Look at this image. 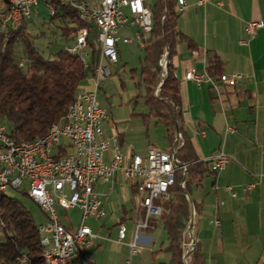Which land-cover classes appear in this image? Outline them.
I'll return each instance as SVG.
<instances>
[{"label": "built area", "instance_id": "built-area-1", "mask_svg": "<svg viewBox=\"0 0 264 264\" xmlns=\"http://www.w3.org/2000/svg\"><path fill=\"white\" fill-rule=\"evenodd\" d=\"M174 1L178 13H184L186 1ZM213 3L216 0H200L199 6L206 7ZM41 4L50 17L55 16L56 5L67 6L78 13L80 21L96 26L101 51L98 64L93 69L94 74L89 79L93 89L78 92L74 105L68 109L64 127L53 126L50 138L17 144L10 138L7 127L0 124V189L13 195H27L41 210L45 222L39 226V232H42L48 244L50 264H89L87 255L97 238L87 222L107 218L103 195L97 191V187H109L112 194L118 177H122L124 182L134 185L139 199L129 244L130 258L133 259L145 248L141 244L142 232L152 230L153 223L161 219L163 210L159 202L170 200L169 192L175 185L176 174L186 176L188 169L176 158L182 141L180 135L176 136L171 152L152 148L146 156L137 155L127 160L119 139L109 138L102 130V125L109 121V113L102 108L99 93L112 78V68L119 63L120 47L136 45L144 48V39L153 31L149 0H97L94 4L79 0H14V8H7L0 1V37L19 31L22 27L20 13H27L30 20ZM217 6L222 8L223 4L217 3ZM263 30L262 23L250 22L245 27V34L253 41ZM88 35L87 29H81L75 43L65 47L64 51L70 55L81 54V62L90 69L87 62ZM240 45L248 47L249 42ZM165 65L166 61L162 67ZM184 78L198 87L204 82L215 85L208 76L192 71L187 72ZM246 79L243 75H224L219 83L223 87L235 88ZM155 96L162 99L160 88ZM227 133L235 134V131L228 129ZM43 152H51L49 165H42ZM230 162L229 156L219 152L205 163L212 173L219 175ZM254 189L255 185H250L244 191L250 193ZM225 191L232 199L237 198L231 187L225 188ZM76 210L81 215L79 227L71 229L62 224L60 213L67 215ZM194 217L193 209L182 245L184 264H192L196 251L195 242L189 241L194 229ZM213 225L220 227L218 221H214ZM0 234L6 238L1 229ZM117 237L121 245L127 241L128 229L125 225H119Z\"/></svg>", "mask_w": 264, "mask_h": 264}, {"label": "trees", "instance_id": "trees-1", "mask_svg": "<svg viewBox=\"0 0 264 264\" xmlns=\"http://www.w3.org/2000/svg\"><path fill=\"white\" fill-rule=\"evenodd\" d=\"M149 8L153 31L144 39L140 71L131 73L133 80L138 77L136 87L142 90L133 100H144L147 114L134 116L154 120L157 126L166 129L169 152L174 148L176 136L182 138L176 158L181 165L188 166L187 174H176L175 185L169 192L170 200L159 205L163 210L160 221L167 235L164 252L169 256V264H184V233L191 220L192 207L196 213L200 211L192 194L203 187L208 177L217 175L198 159L182 128L181 84L173 61L181 44H187L190 50H197V46L178 31L180 14L174 0H155ZM55 12L54 17L49 16L51 40L46 48L38 45L49 39L45 31L30 33L27 23L19 31L0 37V124L8 127L10 138L17 144L35 142L65 120L69 107L82 86L92 78L99 61L101 45L94 23H83L78 13L67 6L56 5ZM84 28L89 32L87 62L90 69L78 55L64 51L75 43L77 33ZM209 64L207 75L219 83L224 76L221 60L213 57ZM158 88L161 100L155 96ZM119 139L121 142V137ZM19 197L28 199L20 193L0 194V224L6 234L0 241V264H22L24 259L26 264H45L38 226ZM192 264H205L199 250L195 251Z\"/></svg>", "mask_w": 264, "mask_h": 264}, {"label": "crops", "instance_id": "crops-1", "mask_svg": "<svg viewBox=\"0 0 264 264\" xmlns=\"http://www.w3.org/2000/svg\"><path fill=\"white\" fill-rule=\"evenodd\" d=\"M185 1L187 9L180 14L178 31L190 39L197 46V50H190L187 44H181L173 61L181 84L184 112L182 128L191 140L200 161L206 162L219 152H224L231 159L225 171L213 177L212 194L204 200H193L200 206V211L196 213L194 210V229L189 241L195 242L196 251L201 252L205 264H216L211 245L208 247L200 241L201 227H196L195 221L197 219L198 223L208 221L209 226L219 233V248L222 251L226 245L235 243V249L240 252L237 244L239 240L237 232L240 229L241 240L248 244L246 251H249V256L246 264H262L264 263V130H261L259 125L264 111V30L258 33L255 40L250 41L245 34V27L250 22H260L264 25V0H216V3L206 7L199 6L200 0ZM217 3H222L223 7H218ZM242 42H249L248 47H242L240 45ZM121 54L120 51L119 61ZM213 57L221 60L225 76L243 75L247 79L235 88L223 87L212 78L215 85L204 82L201 87L185 80V74L189 71L208 76L209 60ZM88 83L91 84L89 81L85 84ZM85 84L80 91L89 92L84 89ZM244 109L249 116L246 115L245 119L236 118L238 111ZM195 110L198 114L193 116ZM240 123L241 128L247 132V138H250L252 133L254 141L262 149L254 168L244 161L243 164H234L235 159L240 157L238 147L241 141L237 137ZM188 124L193 125L195 135L188 131ZM228 129L234 130L235 134H228ZM123 140L121 137L119 142L124 153ZM152 148L158 149L149 146L141 154H129L130 157L124 154L128 159L137 155L146 156ZM169 149L170 146L167 152ZM117 183L126 185L131 193L136 195L134 185L124 182L122 177H118L115 187ZM250 185H255V189L246 193L244 188ZM115 187L112 194L106 192L109 187L101 185L97 187V191L106 198L108 194V197L115 194ZM227 187L233 189L237 195L236 199H232L225 191ZM121 189L123 188L120 187V191ZM111 210L114 214L120 213L115 204L112 205ZM121 215L123 218L129 215L124 207ZM214 221L220 223L219 228L213 225ZM157 222L152 230L142 233L141 244L145 248L140 255L142 257L145 253L149 255L144 258L148 259V264H169V256L164 252L167 247V235L164 240L162 235L165 233L164 228L162 227L163 231H158ZM121 224L123 223L119 225ZM254 224L256 226L250 231L249 227ZM70 228L72 229V226ZM132 234L129 235L128 231L127 240L130 237V242ZM87 257L91 264H96L89 254ZM143 261L142 259L141 262Z\"/></svg>", "mask_w": 264, "mask_h": 264}, {"label": "rangeland", "instance_id": "rangeland-1", "mask_svg": "<svg viewBox=\"0 0 264 264\" xmlns=\"http://www.w3.org/2000/svg\"><path fill=\"white\" fill-rule=\"evenodd\" d=\"M97 0H88L90 4H94ZM155 0H149V4H154ZM49 13L44 9L43 4H41L37 14L30 20L27 21V25L30 33L37 31H45L49 39L39 43L38 45L46 48L51 40V32L49 25ZM121 57L119 64L112 68V78L108 80L102 90L99 93V101L105 110L109 113V121L102 125V130L109 138L113 137H123L124 141V153L128 154H141L149 146H154L161 151H168L170 146L169 142L166 140L167 131L163 126H157L154 120L146 121L141 118H137L134 115H146L147 109L145 108L144 100L140 99L137 102L134 101L137 96H139L140 91L136 87L138 84V77L133 80L132 71H140L143 52L136 45L134 46H124L120 48ZM90 82V81H89ZM220 84V83H218ZM85 90L92 91V84H85ZM215 101V100H214ZM184 114V113H183ZM198 111H193V116H196ZM246 110L238 111L236 118L245 119ZM261 130H264V111L260 117ZM195 123H193L194 125ZM191 124H188V131L190 134L195 135L193 132ZM238 130V139L241 141L238 150L240 152L239 159L236 158L234 164H243L242 161L251 165L252 168L256 167L257 160L262 153L260 146L254 141L251 133V137L247 138V132L241 128ZM7 127V126H6ZM8 129V127H7ZM9 130V129H8ZM257 146H256V145ZM258 147V148H257ZM225 154V153H224ZM228 156V155H227ZM128 159V158H127ZM214 178L208 177L200 190H196L192 194V199L196 201L204 200L207 196L212 194ZM118 184V183H117ZM120 187L123 188L120 191ZM120 191V192H119ZM109 193V190L106 191ZM115 194L106 198H103V204L106 209L107 218L101 221H88L87 226L91 228L94 235L97 236V240L94 242V246L88 252L92 261L96 264H148V259H144L149 255L147 253L139 255L133 259L130 258V237L122 245L117 243L118 237V227L120 223H123L129 231V235L132 234L134 220L136 216L135 209L139 205V199L136 195L131 193V190L122 183L116 185ZM25 209L31 213L35 225L40 226L45 222V217L41 210L29 199L24 197H19ZM116 205L120 213H112V205ZM124 209L129 214L126 218L121 215ZM61 222L65 226L77 229L80 225L81 215L76 211H70L65 215L60 213ZM124 220V221H123ZM195 221V226L201 227L200 241L204 242L206 246L211 245L212 256L216 261V264H246L247 258L249 256L247 250L248 244L246 241L241 240L240 229L239 233L238 247L240 252L235 249V243L232 245H226L224 251L219 248L218 232L214 230L213 227L209 226L207 222H197ZM158 226V231H163V225L161 221L156 223ZM254 226H250L249 230H253ZM143 231L142 233H144ZM157 234V233H156ZM164 240H166V234L162 233ZM4 238L0 234V241ZM213 241V243H212ZM212 243V244H211ZM210 251V248H209ZM242 252V253H241ZM223 253V254H222ZM209 255V252L207 251ZM144 260L141 262V260Z\"/></svg>", "mask_w": 264, "mask_h": 264}, {"label": "bare ground", "instance_id": "bare-ground-1", "mask_svg": "<svg viewBox=\"0 0 264 264\" xmlns=\"http://www.w3.org/2000/svg\"><path fill=\"white\" fill-rule=\"evenodd\" d=\"M3 4H6L7 8H14V0H0ZM29 20V16L27 13H20V21H21V26L27 23ZM73 55H78L81 59V54H73ZM73 104L70 106L72 107ZM57 127H64V121L60 124L57 125ZM50 138V131L41 139H47ZM51 161V152H43L42 153V165H49ZM0 194L4 195H10L11 193H7L4 189H0ZM13 195V194H12ZM0 229L3 231V236L6 237L4 227L2 224H0ZM38 231H39V226H38ZM40 236V246L42 247V259L45 264H50V259L48 257V244L45 242V239L43 237L42 232H39ZM22 264H26V260H22Z\"/></svg>", "mask_w": 264, "mask_h": 264}]
</instances>
